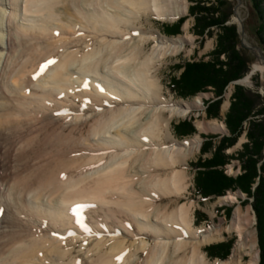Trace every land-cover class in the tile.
I'll use <instances>...</instances> for the list:
<instances>
[{
    "label": "bare ground",
    "instance_id": "6f19581e",
    "mask_svg": "<svg viewBox=\"0 0 264 264\" xmlns=\"http://www.w3.org/2000/svg\"><path fill=\"white\" fill-rule=\"evenodd\" d=\"M183 12L178 0H0V264H243L253 253L255 231L236 215L233 251L209 262L201 246L221 227L194 226L190 203L158 202L187 188L176 167L200 138L178 140L170 123L202 98L163 94L159 65L188 39L141 20Z\"/></svg>",
    "mask_w": 264,
    "mask_h": 264
},
{
    "label": "trees",
    "instance_id": "16d2710c",
    "mask_svg": "<svg viewBox=\"0 0 264 264\" xmlns=\"http://www.w3.org/2000/svg\"><path fill=\"white\" fill-rule=\"evenodd\" d=\"M190 1L188 13L193 17L192 32L202 37L204 34H213L217 28L216 43L207 60L202 58L176 64L175 68H182V71L178 75H172L167 86L181 98L211 90L213 98L205 109L209 117H219L218 108L225 87L247 74L249 61L236 49V44L239 43L236 24L227 23L233 15V1ZM251 1L259 15L256 36L264 51V0ZM183 21L184 17H180L172 24L163 25V33L178 34ZM230 99L223 118L228 134L217 140L214 139L217 138L216 135L205 136L200 150L202 153L210 152L211 156L203 159L199 156L195 162H191L194 169V194L201 198L217 197L224 195L227 190L239 189L252 198L259 248L258 264H264V99L256 92L239 85H235ZM194 131L187 120L174 125V132L179 137ZM243 131H246V141L241 144L240 149L226 154L225 150L235 144ZM233 159L239 162L241 168V172L235 177L224 173V166ZM229 248L228 240L209 244L203 250L207 257L222 260L229 253Z\"/></svg>",
    "mask_w": 264,
    "mask_h": 264
},
{
    "label": "rangeland",
    "instance_id": "374dc122",
    "mask_svg": "<svg viewBox=\"0 0 264 264\" xmlns=\"http://www.w3.org/2000/svg\"><path fill=\"white\" fill-rule=\"evenodd\" d=\"M234 3L233 7V15L230 18V21L227 23H235L236 27L240 21L243 23L244 27V39H245V44L241 42L240 39V34L238 36V44H236V49L239 50L240 54L243 55L246 60L249 62L247 63L248 71L246 72L247 74L244 77L239 78L236 83L235 81L230 82L224 89L223 97L220 101V105L218 108V116L219 117H209L208 113L206 111V105L207 103L211 102V99L213 98V93L211 90L204 91V92H198L193 96H189L187 98H181L175 95L167 86L169 78L172 75H178L181 71L182 68L176 69L175 65L178 63H183L186 61H197L199 59H204L207 60L209 58V52L214 48L215 43H216V34L215 32L217 31V28L214 29L213 34L207 35L204 34L202 37L194 34L192 32V26H193V17L189 15L188 13V7L191 5L190 0H178V6L183 7L184 12L180 17H184V21L180 25L179 33L175 35H167L163 33V25L165 24H172L175 21H177L178 18L174 20H169V21H163V20H157L154 17L148 16L144 17L141 20V24H137L138 26H142L145 28H156L162 33L163 35H166L168 37H177V36H186L188 39L187 42H185L183 48L172 55H167L164 59L163 62L160 63L159 68L157 70V76L160 80V83L162 85V91L163 94L167 98H173V100H188L192 99L195 97H200L202 98L201 105L198 107L192 109V111L189 112L188 115L182 118H174L171 123H170V131L172 135L178 139V140H184L186 138H193L196 135L200 138V143L198 149L195 151V153L187 158L186 162L182 165H180L179 168L182 171H184L185 175V182H186V189L180 194V195H170L167 197H163L162 199H159L158 202L161 204H166L168 205L167 210H171L177 205L181 203H186L189 205L191 204V210H190V215L193 221V225L196 227H203V228H220L222 229V235L223 239L219 241H213L209 243H205L201 246V250L204 253L206 259L209 262H213L218 258H209L207 257L205 251L203 248L209 244H216L219 242L223 241H230V248H229V253L224 259H227L231 252L233 251V248L235 247L236 241L238 239L237 232L234 229H229L232 225V221L234 220L233 218H236L239 216L241 218L240 223L242 226H244L245 230L250 231H255L254 233V240H256V246L253 249V253H249L248 247H245V250H243L241 255V260L243 264H249L250 263V257L254 254H258V260L257 264L259 262V248H258V242H257V230H256V217L254 210L252 208L251 202L252 198L247 197L245 193L241 192L239 189L236 190H227L224 195L228 194H233L234 198L232 200H229L224 203H219L218 199L221 196L217 197H207V198H201L199 195L194 194V184H193V177H194V169L191 166V162H195L197 158L200 156L202 159L207 158L211 156L210 152H204L202 153L200 150L201 144L205 139V136L207 135H216L218 139L222 135H227L228 131L226 128L221 131H215L213 130V124L212 121L216 122H223L224 114L228 109V106L230 104V96L234 91L235 85H239L244 87L245 89H250L253 92H256L261 98L264 99V58L259 55V50L256 47H259L262 49V46L260 42L257 39L256 36V29L259 26V15L256 12V10L253 7L252 1L251 0H231ZM242 3V4H241ZM264 4V3H263ZM242 5V6H241ZM4 7H8L7 4L4 5ZM240 7L241 8V17L242 20L238 21L234 19V16L236 14V9ZM262 7V4H261ZM234 8H235V13H234ZM238 31V29H237ZM131 33V35H130ZM126 37H132L134 34L133 31H130ZM239 33V32H238ZM154 42L148 43L146 45V50L149 52L153 46ZM245 45H250L253 47V50L247 48ZM256 46V47H255ZM262 55L264 56V51L262 49ZM261 57L263 60L262 66L260 68L256 67V63L258 60V57ZM222 57V56H221ZM40 71V69H39ZM214 100V99H213ZM228 102V106L226 109H224L222 106L223 104ZM79 105V104H78ZM74 110V109H73ZM72 111V110H71ZM67 111L66 114L67 116H73L78 115L79 112H76L75 110L72 112ZM84 113V112H81ZM168 115V114H166ZM66 116V117H67ZM70 119V118H69ZM67 119V121L69 120ZM187 120L190 121L192 126L194 127V132L183 137H179L175 134L174 132V125L179 123L180 121ZM202 122L205 124V129H202L199 127V123ZM211 122V129H209V125ZM246 126V123H244ZM225 127V124H224ZM246 131L241 132L239 137L237 138V141L233 146L225 150L226 154H231L234 151L240 149L241 144L246 141L245 133ZM213 142H216L215 140ZM264 153V152H263ZM260 163V162H259ZM258 163V164H259ZM225 170L224 173L228 176L235 177L237 174L241 172L240 164L237 160L233 159L231 160L228 164L224 166ZM171 169H166L165 171H170ZM163 172V171H162ZM254 186V185H253ZM222 195V196H224ZM245 220V221H244ZM250 221V222H249ZM116 232V231H115ZM102 236L101 238L107 237L105 231L104 234L102 232L100 233ZM75 236H80V235H75ZM98 236V235H97ZM96 236V237H97ZM184 236V235H183ZM86 239V238H85ZM92 240L94 239L91 238ZM90 239V240H91ZM83 240V239H82ZM146 240L149 243H153V240L151 237H147ZM85 241V240H84ZM87 242H91L89 240H86ZM83 242L87 243V242ZM136 242L137 239H128V243L131 242ZM78 247V246H77ZM75 248V251L79 250L78 248ZM191 249V248H190ZM82 253V252H81ZM190 255V250L189 254ZM243 256V257H242ZM222 259V260H224ZM221 260V259H220Z\"/></svg>",
    "mask_w": 264,
    "mask_h": 264
},
{
    "label": "water",
    "instance_id": "95a60500",
    "mask_svg": "<svg viewBox=\"0 0 264 264\" xmlns=\"http://www.w3.org/2000/svg\"><path fill=\"white\" fill-rule=\"evenodd\" d=\"M234 13H235V8H234ZM237 29H238V32H239V34H240V39H241V42L243 43V44H245V39H244V27H243V23H242V21H240V23H238V25H237ZM247 48H249V49H251V50H253V47L252 46H250V45H245ZM256 47V46H255ZM258 50H259V55H261V57L262 58H264V56L262 55V49L261 48H259V47H256ZM237 81V80H236ZM236 81H235V83H236Z\"/></svg>",
    "mask_w": 264,
    "mask_h": 264
},
{
    "label": "snow or ice",
    "instance_id": "6c2138e0",
    "mask_svg": "<svg viewBox=\"0 0 264 264\" xmlns=\"http://www.w3.org/2000/svg\"><path fill=\"white\" fill-rule=\"evenodd\" d=\"M55 62H56L55 60H49V61H47L44 65L41 66L40 72L37 73V75H40L41 73H43L45 71V69H47V67L49 65L54 64ZM101 91H104V89L101 88ZM93 207H94V205H93ZM0 211H2V210H0Z\"/></svg>",
    "mask_w": 264,
    "mask_h": 264
}]
</instances>
